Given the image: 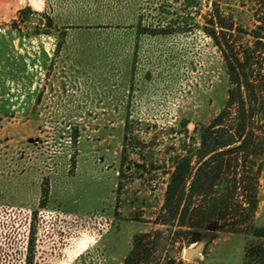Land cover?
I'll list each match as a JSON object with an SVG mask.
<instances>
[{
  "label": "rangeland",
  "instance_id": "374dc122",
  "mask_svg": "<svg viewBox=\"0 0 264 264\" xmlns=\"http://www.w3.org/2000/svg\"><path fill=\"white\" fill-rule=\"evenodd\" d=\"M74 1V17L52 21L41 1L12 0L0 21V264H27L31 231L32 264H122L134 233L164 229L152 220L172 157L229 87L226 60L202 27L217 7L244 31H234L237 42L251 45L264 18V0ZM37 14L42 23L30 20ZM248 240L264 242L218 231L193 259L182 254L196 242L168 253L242 264Z\"/></svg>",
  "mask_w": 264,
  "mask_h": 264
},
{
  "label": "trees",
  "instance_id": "16d2710c",
  "mask_svg": "<svg viewBox=\"0 0 264 264\" xmlns=\"http://www.w3.org/2000/svg\"><path fill=\"white\" fill-rule=\"evenodd\" d=\"M183 6L195 4L185 0ZM190 18L186 12L182 22ZM255 21L251 45L237 42L234 31H244L232 19L223 22L217 7L208 18L210 29L202 27L226 60V101L196 140H184L181 152L172 157L162 203L152 220L164 229L134 233L122 264H191L170 256L169 248L176 242H197L208 231L264 238V225L253 223L264 154V32L259 31L264 18ZM28 242L26 262L32 264V231ZM242 264H264V242L246 241Z\"/></svg>",
  "mask_w": 264,
  "mask_h": 264
},
{
  "label": "crops",
  "instance_id": "0c3cea01",
  "mask_svg": "<svg viewBox=\"0 0 264 264\" xmlns=\"http://www.w3.org/2000/svg\"><path fill=\"white\" fill-rule=\"evenodd\" d=\"M43 3L42 8L45 13L49 15V19L56 21L55 18H72L71 15L75 12L73 9L69 10L68 7L76 5L74 0H39ZM12 0H0V21H3L7 16L12 13L11 9ZM63 15L58 17L59 15ZM69 14V16L67 15ZM38 15V14H37ZM66 15V16H65ZM40 17V15H38ZM43 20V18H42ZM68 21V20H67Z\"/></svg>",
  "mask_w": 264,
  "mask_h": 264
},
{
  "label": "water",
  "instance_id": "95a60500",
  "mask_svg": "<svg viewBox=\"0 0 264 264\" xmlns=\"http://www.w3.org/2000/svg\"><path fill=\"white\" fill-rule=\"evenodd\" d=\"M30 20L32 21H37L38 23H42L43 20L41 17H37V16H31ZM212 236V232L208 231L205 235H203L193 246H187L184 248L183 250V257L185 259H193L195 258L197 255H199L201 253V251L203 250L206 242L211 238Z\"/></svg>",
  "mask_w": 264,
  "mask_h": 264
},
{
  "label": "built area",
  "instance_id": "2783aa9c",
  "mask_svg": "<svg viewBox=\"0 0 264 264\" xmlns=\"http://www.w3.org/2000/svg\"><path fill=\"white\" fill-rule=\"evenodd\" d=\"M50 41V40H49ZM49 41H47L46 42V45L48 46V44H49ZM32 43H34V41L32 40ZM33 45H35V44H33ZM47 48V47H46Z\"/></svg>",
  "mask_w": 264,
  "mask_h": 264
}]
</instances>
